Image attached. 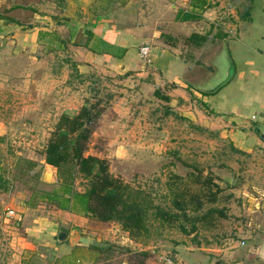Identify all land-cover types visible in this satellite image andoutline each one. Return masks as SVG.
<instances>
[{"label": "rangeland", "instance_id": "rangeland-1", "mask_svg": "<svg viewBox=\"0 0 264 264\" xmlns=\"http://www.w3.org/2000/svg\"><path fill=\"white\" fill-rule=\"evenodd\" d=\"M18 1L26 11L14 17L17 22L23 23L24 28L30 25L34 18L31 10L51 15L56 18L53 26L60 40L49 42L48 36V40L40 37L39 47L34 50L40 52L37 60L40 66L31 59L35 52L29 50L32 57L25 54L20 58L21 64L11 67L8 65L16 61L17 55L6 51L3 57L7 67H0V191L4 193L0 200V264H206L196 244L211 246L209 248L216 250L211 264H223L221 249L230 248L236 242L239 249L235 253L252 249L259 225L264 226L258 217L264 214V200L260 196L264 176L256 170L263 162L258 163L254 155L234 146L228 131L215 128L218 117L200 106L194 87H187L186 98L179 101L166 94L173 84L160 86L158 73L152 77L159 86L142 88V83L137 85L141 77L135 74L117 75L99 66L80 70V61L85 58L80 47L81 34L73 33V38H67L65 17L57 9L66 6L69 13H79L75 4L69 7L64 4L66 0ZM218 1L210 2L208 8L218 7L221 4ZM222 1L221 10L229 0ZM98 2V12L113 13L114 21L148 26L144 28V37L155 36L156 44L176 49L187 66L192 64V55L197 61L208 62L212 39L223 36L219 33H223L221 27L214 24L215 18L211 21L204 16L208 8L193 14L194 22L179 24L181 21L178 23L180 19L175 15L184 8L177 1ZM247 20L245 15L238 16L239 37L228 36L221 43L212 58L217 73L203 86L220 76L226 57L238 72L247 55L239 40H253L244 35L243 30L250 26ZM72 29L77 30L73 25ZM196 29L211 36L208 45L204 44L198 52L197 47L187 41ZM44 44L53 47V54H48ZM138 59L141 64H150L143 58ZM236 74L227 82L234 81ZM30 79H39L41 83H31ZM156 89L169 100L156 96ZM83 104H94L95 109H102L88 140L87 153L105 158L109 171L129 184L132 194H137L149 209L147 230L138 237H131L116 221H99L77 213L88 220L80 226L60 227L68 232L74 229L73 232L83 236L87 243L86 248L77 252V262L66 260L65 253L58 250L49 258L33 253L36 250L29 244L42 243L45 227L32 228L36 224L24 210L37 209L40 214L52 215L51 211L57 209L43 197L44 192L57 184L56 168L45 163L44 150L60 115H72ZM83 186L84 181L77 178L75 187L82 190ZM176 192L184 193L180 197L185 199L184 209L173 206ZM190 197L192 202L188 200ZM198 200L202 207L194 210ZM157 207L176 215L171 216L172 219L160 216ZM9 208L17 211L16 216H5ZM208 209L212 211L200 218ZM192 225L194 230L191 231ZM241 241L248 244L242 246ZM66 242H59L60 247H65ZM96 246L99 248L95 249ZM142 251H148L149 257L142 260ZM82 257L84 259H80Z\"/></svg>", "mask_w": 264, "mask_h": 264}, {"label": "crops", "instance_id": "crops-1", "mask_svg": "<svg viewBox=\"0 0 264 264\" xmlns=\"http://www.w3.org/2000/svg\"><path fill=\"white\" fill-rule=\"evenodd\" d=\"M66 1L64 4H68L69 7L75 4V10L79 12L69 13L66 6L57 8L65 17L63 19L65 26H62L68 30L67 38H73V33L77 34L79 32L81 34L79 36L83 42L80 47L84 51L85 58L80 61V70L88 71V68L92 69L99 66L101 69L109 68L113 74L117 75L135 74L141 77V81L139 80L140 83H137V85L142 83L141 85H144L142 88L148 87V85L159 86L155 77H152L158 73L161 75L160 86H162L161 84H173L166 94L179 101L186 98L187 87L188 89L194 87L200 106L207 108L210 113L218 117L219 122H217L218 125H215V128L220 127L224 131H228L234 146L239 148L241 152L254 155L258 163L262 161L263 164H259L256 170H259V174L261 173L264 176V0H227L228 3L225 9L222 10L220 9L224 2L222 0H220L221 4L218 5L219 8L216 6L208 8L207 6L210 2H219L218 0H172L180 2L179 6L184 8V11H179L175 15L177 20L180 19L178 23L181 21L179 24H185L187 21L194 22L196 18L193 14L200 13L208 8L209 12L204 16H207L211 21L214 20L212 18H215L214 24H218L223 30V33L219 32L223 35L221 38L212 39L214 42H212L213 48L210 51L209 61L201 62L199 59L197 61L192 55L190 66L183 63L181 58L183 55L179 54L176 49L160 43L156 44L155 36L144 37L145 32L143 33V31L146 30L144 28H148V26L133 23L130 25L124 24L121 20L114 21L113 13L111 15L99 13L97 9L99 0ZM22 6V3H19L18 0H0V67L5 65L7 67L3 57L6 51L17 55L16 61L8 65L11 67L21 64L20 58L25 54L32 57L28 53L29 50L32 53L35 52L31 59L34 58L36 64L40 66L39 61H37L40 52L34 51L39 47L38 40L40 37H46L47 40L49 37V40H51L49 42H54L56 39L60 40L54 31L55 26H53V20L55 21L56 18L51 15L31 10L34 23L32 21L26 29L23 23L17 22L14 17L18 18L26 11ZM244 15L247 16V22L250 25L249 28L243 30L244 35L246 37L250 36L253 40L248 42L245 38L239 40L241 47L246 49L247 55L242 60L238 72L235 69L234 73L237 74L234 81L228 83L229 80L225 86L223 85L224 87H220L221 89L219 88L220 90L218 89L215 93L203 94L198 87L203 86L217 72V67L213 65L212 58L219 51L221 43L226 41V37L234 35L239 37L237 27L240 23H237L236 20L238 16ZM229 17L233 19H225ZM221 23L223 26L220 25ZM72 25L77 28L76 31L71 30ZM204 32L198 29L193 31V33L204 36L203 41L196 43L188 41L197 47V52L204 44L211 41L210 34L205 36ZM132 38L133 40H131ZM144 44L150 46V54L152 53L149 65L148 63L141 64L138 59L140 58L139 47ZM44 46H47L46 50H48L49 55L53 54L52 46L47 44H44ZM184 57L188 58V56ZM148 74L151 77L148 78ZM30 82L37 85L41 83L39 79H30ZM3 194L0 191V200ZM24 211L30 214L29 218L36 224L32 228L42 230L40 228L45 227V230H42L44 231L41 238L42 243L35 246L29 244V247L33 248L32 250H36L32 251L33 253L37 252L44 257H48L58 250L65 253L66 260L79 261L77 252L82 250L84 246L87 247L84 237L73 232L74 229L70 228L71 232H68L65 229H60V227L65 226V224L80 226L88 220L87 218L62 209L52 210V215L40 214L37 209L30 208H26ZM258 217L264 223V214H259ZM259 226V234L252 242V249L248 248L241 254H239L240 252L235 253L239 249V242L231 245L230 248L221 249V251L223 250V264H264V226H261V224ZM59 231L67 233L66 246L63 248L60 247L59 243L62 241L57 239ZM240 243L242 246L248 244L245 241ZM209 247L196 244V248L205 257L206 264H211L210 259L214 254L213 252L216 251ZM88 261L90 262V260H86V263Z\"/></svg>", "mask_w": 264, "mask_h": 264}, {"label": "trees", "instance_id": "trees-1", "mask_svg": "<svg viewBox=\"0 0 264 264\" xmlns=\"http://www.w3.org/2000/svg\"><path fill=\"white\" fill-rule=\"evenodd\" d=\"M204 38L192 33L187 37V41L196 43L203 41ZM154 94L161 99L169 100L167 95H160L158 89ZM101 113L102 109H95L94 104H83L79 111L72 115L67 113L60 115L44 150L45 163L56 168L57 184L50 191L44 192L43 197L57 209L80 213L99 221H116L131 237H138L147 230L149 208L137 194H132L129 184L109 171L105 158L87 153L88 140ZM77 178L84 181L82 190L75 187ZM204 182L206 184V180ZM183 196L182 192L174 194L175 208L184 209L185 199L180 198ZM188 200L193 201L191 197ZM197 202L194 210L202 207V202L200 200ZM211 211L212 209H208L200 218H204ZM156 212L171 219V216L176 215L161 207H157ZM183 214L186 215L184 212ZM192 230L194 225L191 227ZM141 254L142 260L150 255L148 251H142Z\"/></svg>", "mask_w": 264, "mask_h": 264}, {"label": "water", "instance_id": "water-1", "mask_svg": "<svg viewBox=\"0 0 264 264\" xmlns=\"http://www.w3.org/2000/svg\"><path fill=\"white\" fill-rule=\"evenodd\" d=\"M221 74L220 76L214 80H212L211 83L207 84L206 86H200L198 87L201 92H207L212 93L216 91L220 86L225 84L230 78L232 77L234 73V67L232 61L226 57V59H223V63L221 66ZM217 73V72H216ZM215 76V75H214ZM67 237V233L65 231H59L57 234V239L59 241L65 240Z\"/></svg>", "mask_w": 264, "mask_h": 264}, {"label": "built area", "instance_id": "built-area-1", "mask_svg": "<svg viewBox=\"0 0 264 264\" xmlns=\"http://www.w3.org/2000/svg\"><path fill=\"white\" fill-rule=\"evenodd\" d=\"M138 52H139V57L140 58H143V59H145L147 61H150V46L148 44L141 45L139 47V51ZM260 196L264 200V190L260 191ZM16 214H17L16 211L14 209H12V208L7 209L6 212H5V216L7 218L8 217L12 218V217L16 216ZM18 218L20 219V217H18Z\"/></svg>", "mask_w": 264, "mask_h": 264}]
</instances>
